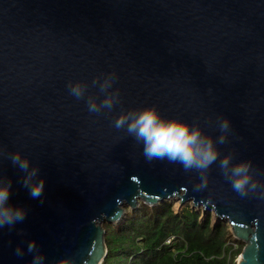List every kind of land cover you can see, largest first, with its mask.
I'll return each instance as SVG.
<instances>
[{"label":"water","instance_id":"95a60500","mask_svg":"<svg viewBox=\"0 0 264 264\" xmlns=\"http://www.w3.org/2000/svg\"><path fill=\"white\" fill-rule=\"evenodd\" d=\"M115 73L120 101L92 114L69 81ZM86 95L98 97L89 86ZM155 106L162 117L198 123L215 137L230 121L220 156L250 161L264 184V0H0V177L24 221L0 229V264L35 240L46 264H101L102 224L123 207L176 199L226 223L243 247L236 264H264V197H241L218 164L208 183L179 164L147 162L142 146L112 122ZM20 152L45 179L33 199L9 155Z\"/></svg>","mask_w":264,"mask_h":264},{"label":"clouds","instance_id":"9594fccd","mask_svg":"<svg viewBox=\"0 0 264 264\" xmlns=\"http://www.w3.org/2000/svg\"><path fill=\"white\" fill-rule=\"evenodd\" d=\"M116 79L113 72L94 77L90 85L69 81L66 88L74 99L85 101L89 113L100 114L111 112L120 101L119 90L113 87ZM89 86L97 88L100 95H86ZM112 125L117 130H123L142 146V155L147 162L154 159L166 160L179 164L186 172L195 170L200 181L194 185L196 191L207 186V170L211 165L218 164L222 176L238 195L245 197L258 191L264 197V184L254 178L250 161L233 162L231 154L220 156L217 146L226 142L230 129L227 118L218 119V135L215 137L205 133L198 123L162 117L155 106L124 111L115 117ZM8 159L23 174L19 183L29 196L33 199L40 198L45 179L40 176L39 168L33 166L20 152L11 153ZM12 183L10 179L0 177V229L13 228L24 221L28 214L22 205L10 202ZM26 252L31 254L30 264H46V256L38 250L35 240H29L25 247L17 245L14 248L17 257H23ZM59 264H64V261Z\"/></svg>","mask_w":264,"mask_h":264},{"label":"trees","instance_id":"16d2710c","mask_svg":"<svg viewBox=\"0 0 264 264\" xmlns=\"http://www.w3.org/2000/svg\"><path fill=\"white\" fill-rule=\"evenodd\" d=\"M123 209L118 222L102 224L106 255L101 264H236L243 247L211 211L189 204L176 208L164 200Z\"/></svg>","mask_w":264,"mask_h":264},{"label":"rangeland","instance_id":"374dc122","mask_svg":"<svg viewBox=\"0 0 264 264\" xmlns=\"http://www.w3.org/2000/svg\"><path fill=\"white\" fill-rule=\"evenodd\" d=\"M169 201H173L174 202V206L176 207V208H178V207H180L182 204H180L179 203V201L178 200H176V199H170ZM139 203H142V202H140L139 201ZM184 204H189V203H184ZM190 205V204H189ZM138 206V205H137ZM137 208V207H136ZM135 208V209H136ZM194 209L195 210H201L202 211V207L201 206H197V207H194ZM203 212V211H202ZM212 213V212H211ZM212 216H213V213H212ZM214 218V217H213ZM230 230V229H229Z\"/></svg>","mask_w":264,"mask_h":264},{"label":"built area","instance_id":"2783aa9c","mask_svg":"<svg viewBox=\"0 0 264 264\" xmlns=\"http://www.w3.org/2000/svg\"><path fill=\"white\" fill-rule=\"evenodd\" d=\"M166 243H168V241H166ZM229 244L231 245V247H232L233 249H236V247H237V246H236V243H229ZM237 258H238V257H237ZM237 258H236V259H237Z\"/></svg>","mask_w":264,"mask_h":264}]
</instances>
